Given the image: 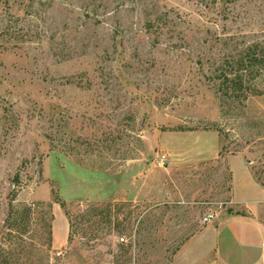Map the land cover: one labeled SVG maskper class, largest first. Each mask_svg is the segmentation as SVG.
I'll return each mask as SVG.
<instances>
[{"label":"rangeland","instance_id":"obj_1","mask_svg":"<svg viewBox=\"0 0 264 264\" xmlns=\"http://www.w3.org/2000/svg\"><path fill=\"white\" fill-rule=\"evenodd\" d=\"M254 43L264 0H0V264H196L235 216L264 264V72L218 90Z\"/></svg>","mask_w":264,"mask_h":264},{"label":"trees","instance_id":"obj_2","mask_svg":"<svg viewBox=\"0 0 264 264\" xmlns=\"http://www.w3.org/2000/svg\"><path fill=\"white\" fill-rule=\"evenodd\" d=\"M229 69H223L219 74L218 90L222 95L221 104L233 102L236 98L244 103L250 93L257 92L252 83L255 75L264 72V44L254 43L234 61L228 62ZM66 207L64 201H59Z\"/></svg>","mask_w":264,"mask_h":264},{"label":"crops","instance_id":"obj_3","mask_svg":"<svg viewBox=\"0 0 264 264\" xmlns=\"http://www.w3.org/2000/svg\"><path fill=\"white\" fill-rule=\"evenodd\" d=\"M245 220H247V218H243V217L242 218H238V217L236 218V216H235V217H232L228 220H225L224 222L222 221L218 228L214 227V229L216 230L215 236H216L217 240H216V243L212 246L213 257L211 259H207L205 261H199L196 264H220V258L217 255L218 249L220 246L219 239L222 240L223 237L221 238V235L222 234L225 235V232L230 233V236H232V240L234 241V244L242 245L246 241V236H245V233H243V231H242L243 229H242L241 223H242V221H245ZM207 227H210V226L208 225ZM207 227H205V228H207ZM262 228L264 229V227H262ZM203 230L197 232L196 234H194L192 236V238L182 247L181 251L178 253V256H179V254L184 252V250L186 249L189 242L194 237H196L201 232H203ZM221 240H220V242H221ZM263 241H264V239L262 240V242ZM257 259L254 258V260H250L249 262H244L243 264H256ZM261 259H262V257H261Z\"/></svg>","mask_w":264,"mask_h":264},{"label":"built area","instance_id":"obj_4","mask_svg":"<svg viewBox=\"0 0 264 264\" xmlns=\"http://www.w3.org/2000/svg\"><path fill=\"white\" fill-rule=\"evenodd\" d=\"M215 218V215L213 213H208L203 218V223H209ZM261 257L264 262V241L261 243Z\"/></svg>","mask_w":264,"mask_h":264}]
</instances>
